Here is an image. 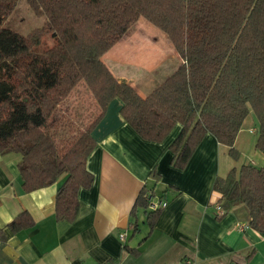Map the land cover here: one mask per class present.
I'll return each mask as SVG.
<instances>
[{"label": "trees", "instance_id": "obj_1", "mask_svg": "<svg viewBox=\"0 0 264 264\" xmlns=\"http://www.w3.org/2000/svg\"><path fill=\"white\" fill-rule=\"evenodd\" d=\"M26 2L45 21L23 34L3 23L18 0H0V153L20 154L25 190L50 185L63 173L54 198L57 219L75 217L78 189L92 183L85 159L95 144L90 131L114 97L122 101V118L144 139L162 141L180 125L169 145L173 166H182L206 133L237 159L234 139L250 111L259 126L255 146L264 153V0ZM141 17L167 35L181 58L146 95L117 79L102 59ZM45 30L56 41L36 50ZM79 80L100 112L61 154L47 127ZM254 164L232 166L213 179V188L221 193L217 214L241 203L249 225L264 231V164ZM143 193L138 204L146 207ZM28 222L22 212L9 226L16 231Z\"/></svg>", "mask_w": 264, "mask_h": 264}, {"label": "crops", "instance_id": "obj_2", "mask_svg": "<svg viewBox=\"0 0 264 264\" xmlns=\"http://www.w3.org/2000/svg\"><path fill=\"white\" fill-rule=\"evenodd\" d=\"M165 36L171 46L158 44L152 56L119 39L102 59L117 79L146 95L181 62ZM120 104L112 98L90 131L95 144L85 159L92 183L78 189L72 220L54 213L63 173L50 185L25 190L20 154L0 153V264H264V231L249 225L245 206L217 214L221 193L213 179L233 166L228 147L206 133L185 163L173 166L169 145L180 125L162 141L144 139L122 118ZM142 190L146 203L145 195L153 194L167 205H139ZM22 212L29 222L14 231L9 223Z\"/></svg>", "mask_w": 264, "mask_h": 264}, {"label": "rangeland", "instance_id": "obj_3", "mask_svg": "<svg viewBox=\"0 0 264 264\" xmlns=\"http://www.w3.org/2000/svg\"><path fill=\"white\" fill-rule=\"evenodd\" d=\"M139 20H141V23H139ZM44 21L45 17L34 14L26 0H18L16 7L5 17L3 23L16 31L25 34L28 33L30 29L41 26ZM129 26L130 27L126 33L122 36L123 38H120L122 42L125 40L123 42L124 45L132 43L130 45L141 47L140 50L143 52H152L150 56L154 54L153 50L158 48V44L165 48L171 46L169 42L163 38L165 33L143 17L139 18L135 23ZM149 29L158 30L156 33V31L153 32ZM166 37L167 35L165 38ZM55 41L56 39L51 34V31L45 30L41 34L40 42L35 46V49H45L53 45ZM114 45L112 47H114ZM116 46V48H118L121 45L117 44ZM55 108L56 110L51 114L47 129L50 132H55V144L62 154V152L67 150L79 137V132L84 130L92 119L98 115L100 112V106H98L93 93H91V90L86 85L85 81L79 80ZM240 127L238 134H240L239 136L242 138L243 143L240 144V147L238 148L239 156L237 159H234L229 155V161L233 163L232 165L236 168L247 162H255L254 165L261 166L264 164V160H259V158L262 157V159H264V153L260 152L259 149L257 150L255 146V138H257L259 134V126L256 116L252 111L248 112V115L244 119V123H242V126ZM250 128H255V131L250 132Z\"/></svg>", "mask_w": 264, "mask_h": 264}, {"label": "built area", "instance_id": "obj_4", "mask_svg": "<svg viewBox=\"0 0 264 264\" xmlns=\"http://www.w3.org/2000/svg\"><path fill=\"white\" fill-rule=\"evenodd\" d=\"M249 131L254 132L255 128H250ZM145 196L147 198V205L149 209H158L161 207H165L167 205V201L165 199L156 198L153 196V194H146ZM215 207H216L217 212L219 213L222 212V208L219 206V204H216ZM239 225H242V224H239ZM124 235H125V232H120L118 236L120 237V239H125ZM180 264H192V262L190 260H184Z\"/></svg>", "mask_w": 264, "mask_h": 264}, {"label": "water", "instance_id": "obj_5", "mask_svg": "<svg viewBox=\"0 0 264 264\" xmlns=\"http://www.w3.org/2000/svg\"><path fill=\"white\" fill-rule=\"evenodd\" d=\"M233 264H235V263H233Z\"/></svg>", "mask_w": 264, "mask_h": 264}]
</instances>
